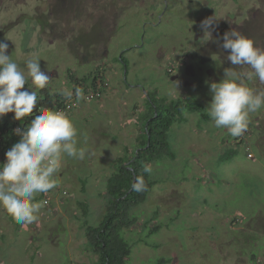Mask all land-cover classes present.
<instances>
[{"label":"rangeland","instance_id":"rangeland-1","mask_svg":"<svg viewBox=\"0 0 264 264\" xmlns=\"http://www.w3.org/2000/svg\"><path fill=\"white\" fill-rule=\"evenodd\" d=\"M163 1L0 0L7 54L21 68L39 59L52 78L37 90L38 99L72 89L68 73L103 75L101 98L83 96L66 113L78 130V146L89 149L86 158H64L57 187L38 201L49 204L43 203L37 221L15 225L0 210V264H94L77 201L88 204L91 225L100 222L117 160L139 149L146 96L157 104L192 97L206 108L209 84L219 82L225 68L250 70L230 64L220 46L223 34L235 28L264 49V0ZM212 15L207 38L201 22ZM245 82L264 91L258 79ZM182 114L186 121L167 133L175 156L149 163L156 185L136 208V224L122 232L132 249L126 264H251V252L256 264H264V108L250 115L240 137L200 113ZM12 116L2 118L25 123Z\"/></svg>","mask_w":264,"mask_h":264},{"label":"clouds","instance_id":"clouds-1","mask_svg":"<svg viewBox=\"0 0 264 264\" xmlns=\"http://www.w3.org/2000/svg\"><path fill=\"white\" fill-rule=\"evenodd\" d=\"M201 26L210 37L208 29L213 26V18L205 19ZM220 46L228 52L227 60L232 66H247L250 70L239 73L234 67L225 68L223 78L209 84L211 100L206 111L216 128L226 129L232 137H240L247 131L250 115L264 108V91H256L245 82L258 79L264 83V49L254 46L252 39L235 28L223 34ZM8 48L7 42L0 41V118L12 113V119L16 121L29 116L32 119L23 129L14 130L20 138L5 152V160L0 163V210L23 226L38 220L44 201L36 202L35 197L57 187L64 158L84 160L89 154L87 147L78 146V130L72 120L56 108L74 98L78 106L85 93L94 88H63L58 98L51 99L50 108H37V90L45 89L52 78L41 70L39 59L26 60L21 68L7 54ZM29 78L32 87L26 89ZM99 79L101 77L96 86L99 84L102 94L103 82ZM146 97L149 100L148 95ZM34 109L38 113L35 116L32 115ZM140 112L139 117H143L144 111ZM152 171L150 164L143 166L144 173L151 174ZM146 187L143 175L134 176L130 191L139 193ZM64 194L66 196V192Z\"/></svg>","mask_w":264,"mask_h":264},{"label":"trees","instance_id":"trees-1","mask_svg":"<svg viewBox=\"0 0 264 264\" xmlns=\"http://www.w3.org/2000/svg\"><path fill=\"white\" fill-rule=\"evenodd\" d=\"M123 63L125 64L124 60ZM96 74L91 72L84 75L83 78H75L73 74L68 73V77L74 84L73 89L74 86L84 89L86 87L95 89L98 76H101ZM102 82L103 79L101 80ZM58 95H55V98H58ZM51 98L52 96L45 93L43 98L38 100L37 108H50L52 106ZM148 98L147 112L143 117L140 116L141 121L143 118V124L136 143L139 149H136L138 150L137 154H133L131 158L117 160L118 167L116 172L106 181L107 203L100 222L96 225H91L88 204L84 201H77V204L81 206L83 211L84 220L82 229L86 244L90 252L97 258L94 264H126L128 257L132 253V249L129 242L122 236V232L124 231L125 233L126 230L131 229L136 224L138 218L135 212L136 208L141 207L147 201L151 189L156 185V181L151 177V174L143 172V166L155 163L162 158L173 159L175 153L171 152L170 148H168L167 133L174 124H181L183 121H186V118L182 114L184 111L189 112V114L200 113L203 119L209 118L206 108L197 99L192 97L172 101L169 105L157 104L149 95ZM33 111V116L38 114L35 112L36 109ZM24 119L25 123L23 124L19 122L9 124L5 119L0 118V151L5 153L19 140L20 137L15 134L14 130L17 128L23 129L32 117H25ZM237 145L240 144L238 143L234 146ZM231 155L229 154L225 161L230 160ZM126 163H129L127 166L131 170L125 168ZM122 165L125 167H122ZM141 175L144 177L147 186L146 190L139 193L130 191L134 176ZM82 184H84V181ZM43 196L44 193L38 197L36 196L35 201H40L43 199ZM101 196L103 197L104 195L102 194ZM8 217L13 224L20 225L11 216L8 215ZM150 219H155V213ZM156 230H158V227L150 231V234ZM250 259L251 264H256L254 252H251ZM162 262L164 261L158 260L155 264H161Z\"/></svg>","mask_w":264,"mask_h":264},{"label":"built area","instance_id":"built-area-1","mask_svg":"<svg viewBox=\"0 0 264 264\" xmlns=\"http://www.w3.org/2000/svg\"><path fill=\"white\" fill-rule=\"evenodd\" d=\"M100 88L101 87L98 84L94 90L90 89L88 92H86L85 95H84V98L86 100L99 99L100 96H101ZM77 104H78V102L74 98L72 101L66 100V101L62 102L61 106L56 108V109L62 110L65 113H68L71 110H73L77 106ZM43 203H44V205H48L49 204L48 200H44Z\"/></svg>","mask_w":264,"mask_h":264},{"label":"flooded vegetation","instance_id":"flooded-vegetation-1","mask_svg":"<svg viewBox=\"0 0 264 264\" xmlns=\"http://www.w3.org/2000/svg\"><path fill=\"white\" fill-rule=\"evenodd\" d=\"M164 2H166V0H164L163 3H164ZM224 16H225V14H224ZM209 18H213V20H214V15H212V16L209 17ZM235 23H236V22H235ZM236 25H238V24H236ZM201 36H204V34L202 33ZM207 38H209L208 34H207ZM210 38H211V36H210ZM123 64H124V63H123ZM124 65H125V64H124Z\"/></svg>","mask_w":264,"mask_h":264},{"label":"water","instance_id":"water-1","mask_svg":"<svg viewBox=\"0 0 264 264\" xmlns=\"http://www.w3.org/2000/svg\"><path fill=\"white\" fill-rule=\"evenodd\" d=\"M126 169H130L131 170V168H129V167H126Z\"/></svg>","mask_w":264,"mask_h":264},{"label":"crops","instance_id":"crops-1","mask_svg":"<svg viewBox=\"0 0 264 264\" xmlns=\"http://www.w3.org/2000/svg\"><path fill=\"white\" fill-rule=\"evenodd\" d=\"M139 126V125H138ZM140 134V133H139ZM135 140H137V137H136V139Z\"/></svg>","mask_w":264,"mask_h":264}]
</instances>
